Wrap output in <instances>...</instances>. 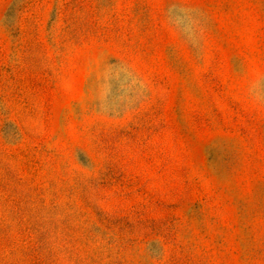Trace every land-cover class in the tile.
Returning <instances> with one entry per match:
<instances>
[{
	"label": "rangeland",
	"instance_id": "rangeland-1",
	"mask_svg": "<svg viewBox=\"0 0 264 264\" xmlns=\"http://www.w3.org/2000/svg\"><path fill=\"white\" fill-rule=\"evenodd\" d=\"M0 264H264V0H0Z\"/></svg>",
	"mask_w": 264,
	"mask_h": 264
}]
</instances>
